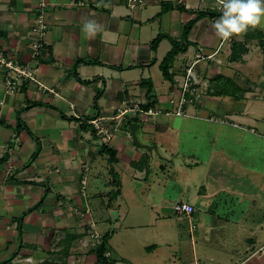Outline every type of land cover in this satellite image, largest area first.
Segmentation results:
<instances>
[{"label":"crops","instance_id":"crops-1","mask_svg":"<svg viewBox=\"0 0 264 264\" xmlns=\"http://www.w3.org/2000/svg\"><path fill=\"white\" fill-rule=\"evenodd\" d=\"M143 1L142 6L130 9L121 0H0V51L14 63L28 65L35 78V81L22 80L16 90L8 91L4 84L5 69L0 67V262L10 258L7 264H98L93 248L104 234L110 233L106 257L114 264H264V220L246 218L244 214L241 217L245 207L234 205L241 196L246 200L255 196L264 204L259 192H254L257 185L254 191L247 188L250 181L245 188L224 183L208 190L206 182L205 188L199 186L193 192L182 189L186 199L179 197L176 201L192 204L195 211L190 217L172 211L186 218L189 224L197 213L212 216L218 220L216 231L228 234L244 224L243 247H201L200 257L191 248L189 260L183 258L186 250H182L180 261L168 255L175 252H171V247L163 251L159 243L156 247H139V254L135 247H129L132 240L123 230L135 226L123 225L126 213L121 208L125 201L122 175L126 168L133 178L135 173L148 172L156 146L151 145L148 151L132 142L128 125L137 123L138 133L143 121L139 113L130 111L119 121H105L114 127L109 142L93 133L86 120L113 116L122 101L127 105L139 102L143 105L154 100L152 106L169 107L170 91L180 82L184 68L194 61L197 53L213 54L194 65L204 84L220 74L232 78L243 91L240 78L245 76L255 88L264 91L263 54L250 55L251 49L257 47L256 40L248 41L242 62H231L232 43L244 41L245 33L227 41L214 34L211 25L221 15L216 0ZM41 2L44 7H40ZM163 3L168 9L160 12ZM40 12L44 13L47 29L43 46L33 55L31 43L36 36L32 28ZM198 12H216V15H205L195 22L188 34L189 44L176 55L169 68L173 81L167 80L159 63L171 49V42L162 38L155 49L151 42L159 34L180 41L183 26ZM82 18L96 20L102 31L87 37L82 31ZM256 28L264 33V24ZM79 59L99 63L76 64ZM74 73L90 82L78 81ZM144 81L152 84L151 98L146 95ZM247 93L241 96L246 102L238 110H228L219 99L221 96L203 95L193 108L197 110L194 117L206 115L210 110L264 131V114L258 112L264 110V104L259 102L264 100L247 98ZM158 116L164 117L147 120L156 130L167 131L168 125L163 120L174 115ZM18 118L31 134L16 128ZM102 146L115 150L111 164L108 155L100 152ZM37 148L39 151L33 156ZM218 153L221 156L218 162H223L225 157L229 159L223 150ZM141 158H146L147 166L133 167L132 163ZM110 167L121 184L118 195L110 194L115 188ZM82 179L85 180L83 191ZM216 197L218 203L213 204ZM220 200L227 208L217 213ZM28 209L31 210L26 212ZM85 209L89 212L81 218L76 210ZM164 209L161 208L160 214L166 221L172 214ZM236 209L242 213L232 220L230 214ZM148 212L151 214L147 215ZM147 214H139L142 221L139 227L146 223L143 217L147 216L151 227L155 226L154 219L160 217L159 212L152 210ZM121 219L123 223H117ZM91 223L99 235L96 241L89 236Z\"/></svg>","mask_w":264,"mask_h":264},{"label":"rangeland","instance_id":"rangeland-1","mask_svg":"<svg viewBox=\"0 0 264 264\" xmlns=\"http://www.w3.org/2000/svg\"><path fill=\"white\" fill-rule=\"evenodd\" d=\"M255 43L257 47L250 51V55L254 57L257 52L262 54L261 48L257 42ZM237 76L239 77V75ZM243 77L244 79L239 77L244 87L243 91L236 90L235 96H219V99L225 102L228 110L243 108V103L246 100L241 99V96H244L250 89H252V92L249 95L247 93V98L264 100V91L255 88L249 78ZM259 102L262 105L264 104L262 101ZM188 112L190 116L164 118L163 121L168 125L167 131L164 132L156 130L154 124L148 122V116L146 115L143 121L140 122L141 127L136 134L139 142L156 146V149L153 152L148 172L135 173V178H133L132 174L128 172V168H126L127 171L122 175V191L125 201L122 203L124 205L121 204V208L122 212L126 213L124 214L126 219L124 223L122 219L117 221V223H123V225L131 224L135 226L123 231L132 240L129 247H135L137 254H139V247L146 245H148L147 247H156L155 244L159 243L160 247H163V251L171 247V252L175 251L173 256L175 254L177 257L173 258L170 253L168 255L173 260L180 261L178 257L182 250H186L182 254L183 258L189 260V250L191 248L200 257L201 247H243L242 243L245 239L243 233L245 232L242 228H244V224L239 229L235 228L236 232L235 230L234 232L229 230L228 234L226 230L225 233L224 231H216L218 220H213L212 216L207 217L203 216L202 213H197L189 224L183 216L174 215L171 207L174 201L177 202L176 199L179 197L184 198L182 189L193 192V190L199 189V186L205 188L206 182L208 190L224 183H232L236 187L245 188L250 181L249 185L251 186L247 188L250 191L256 189L254 192H259L258 197L264 200V131L259 127L245 125L218 112L212 113L209 110L208 114L202 116L213 115L212 117L230 118L243 125L235 127L204 118H195L194 115H196L197 110H194L193 107H190ZM258 112L261 115L264 114L263 108ZM156 116H153L154 120L164 117ZM219 150H223L229 159L225 157L223 162H218L217 159L219 160L221 157L218 153ZM159 165L162 167H159ZM151 178L152 180H150ZM144 180L147 181L144 182ZM137 184L139 186L136 188ZM256 185L258 188H255ZM241 197H239L238 202L235 201L236 204L234 205L240 204L241 208L245 207L246 210L239 213V209H236L237 212L235 210L233 214H230L232 220L239 217L241 213V217L244 214L246 218H262L264 220V204L259 202L255 196L251 200L249 198L250 201ZM187 199L191 200L190 198ZM218 199L219 197H216L215 200H212V203L214 204L216 201L218 203ZM219 203V212L217 213L225 211L227 208L223 201L220 200ZM162 207L172 214L168 219L169 221L161 218ZM259 208H261L260 211ZM150 210L159 212L158 216L160 217L155 218L153 221L155 226L151 227L148 224L149 221L146 216L142 218L146 223L139 227V224L142 223L139 220V214H147V211ZM150 214L148 212L147 215ZM117 223H115V226ZM253 224L250 223L249 225L252 226ZM229 227L233 229L231 226ZM146 238L148 240H145ZM135 249L133 248V250Z\"/></svg>","mask_w":264,"mask_h":264},{"label":"built area","instance_id":"built-area-1","mask_svg":"<svg viewBox=\"0 0 264 264\" xmlns=\"http://www.w3.org/2000/svg\"><path fill=\"white\" fill-rule=\"evenodd\" d=\"M128 8L136 9L139 6L144 4L143 0H121ZM40 7H44V3L39 4ZM218 8V7H217ZM219 9V8H218ZM44 13L40 12L37 14L35 18V25L32 28V33L36 36L33 39L32 48L33 55L39 53V50L43 46V40L45 38L46 33V23L44 20ZM213 54L210 55H201L197 53L195 55L194 61L187 67L184 68V74L182 75V79L174 89H172L169 93L168 104L169 107H163L161 105L150 106L146 109L142 108L141 103H134L132 105H127L125 101H122V106L116 108V113L111 117H96L92 119H87L86 122L90 125L96 135H100L105 139L106 142H109L113 137V128L105 121H119L122 116L129 113L130 111L139 113L140 117L144 118V116L153 117L154 115H174V116H190L188 112V108L195 107V104L198 103L203 95L204 90L207 88L208 81L204 83L200 80L199 76L194 71V65L201 59H210ZM0 67L5 69V78L4 84L8 91H14L22 82V80H32L35 81L33 76V70L28 65H20L14 63L11 59L5 57L2 51H0ZM204 86V87H202ZM195 116V115H194ZM199 118H204L207 120H212L213 122L228 124L231 126L238 127L240 124L230 118H221V117H212V116H198ZM117 123V122H116ZM85 180H81V189L84 190ZM172 210L174 213L182 214L187 217H190L195 209L192 204H189L184 201L173 202ZM89 212L88 209L83 211H77L76 213L84 218L85 215ZM90 239L94 241L98 240L99 235L94 230L93 224L90 225L89 230ZM195 264H200L195 262Z\"/></svg>","mask_w":264,"mask_h":264},{"label":"trees","instance_id":"trees-1","mask_svg":"<svg viewBox=\"0 0 264 264\" xmlns=\"http://www.w3.org/2000/svg\"><path fill=\"white\" fill-rule=\"evenodd\" d=\"M168 9V5L167 4H162L161 7V11H165ZM208 15L209 17H213L216 15V12H198L196 14V16L194 18H192L190 21H188L186 23V25L183 26L182 31H181V39L180 41L169 37L165 34H159L157 35L151 42V47L153 49L156 48L158 42L162 39V38H168L169 41L171 42V49L166 53V55L163 57V59L160 61L159 63V67L160 70L162 72V75L165 79L167 80H171L173 81V76L172 73L169 71V68L171 67V64L174 61V58L176 57V55L181 52L182 50H184L187 45L189 44L188 41V34L191 30V28L193 27V25L195 24V22L205 16ZM245 36V40L244 41H236L232 43L231 46V51H230V55H229V61L231 62H242V56L243 54H245L248 51V41H252V40H256L258 46L261 48V52L263 54V58H264V33L262 32L261 29L258 28H249L248 31L244 34ZM86 62V63H99L97 60H77L76 64L78 62ZM75 77L78 79V81H81L83 83H88L90 81H83L81 80L77 73H74ZM143 85H146L147 87V91H146V95L148 98H151L154 93L152 91V84L149 82L144 81ZM236 90L241 91L242 88L237 85V83L229 77H225L223 75L217 74L214 77H211L208 79V86L207 88L204 90V95H214V96H235L237 92H235ZM101 93V91H99L96 95V97L99 96V94ZM154 104V100H152L149 103L143 104L142 108L146 109L150 106H152ZM18 115V112H17ZM213 116V115H211ZM88 126V125H87ZM16 128L17 129H23L25 130L27 133L31 134L29 128L27 127V125L25 123H23L19 118L17 119V123H16ZM94 133V130H92ZM39 148H37V150L35 151L33 156H36L38 153ZM100 152L106 153L108 155V162L109 164H111L114 160H115V155L116 152L114 149L107 147V146H102L100 148ZM132 166L135 168H143V166H147V160L146 158H141L138 161H134L132 163ZM109 173L111 174L112 177V184L114 185V189L112 191H110V194L113 195H118L120 194V190H121V184L120 181L117 177V174L114 172L113 168L110 167L109 169ZM31 209H28L26 212H29ZM26 213H24L22 216H24ZM20 220V219H19ZM18 220V221H19ZM110 233H106L102 236L101 241L96 244L93 248L94 253L96 255V261L98 264H114L111 260H109L106 257V252H107V248H108V239H109ZM11 259L8 258L2 262H0V264H7Z\"/></svg>","mask_w":264,"mask_h":264},{"label":"clouds","instance_id":"clouds-1","mask_svg":"<svg viewBox=\"0 0 264 264\" xmlns=\"http://www.w3.org/2000/svg\"><path fill=\"white\" fill-rule=\"evenodd\" d=\"M216 6L221 15L211 27L214 34L225 41L264 24V0H216ZM82 20V31L87 37H94L102 31L96 20Z\"/></svg>","mask_w":264,"mask_h":264},{"label":"water","instance_id":"water-1","mask_svg":"<svg viewBox=\"0 0 264 264\" xmlns=\"http://www.w3.org/2000/svg\"><path fill=\"white\" fill-rule=\"evenodd\" d=\"M138 128V124L137 123H130L128 125V129L130 131V137L132 139V141L140 148L146 149L148 151H150L152 149L151 146L140 143L137 136H136V130ZM154 147V146H153Z\"/></svg>","mask_w":264,"mask_h":264}]
</instances>
